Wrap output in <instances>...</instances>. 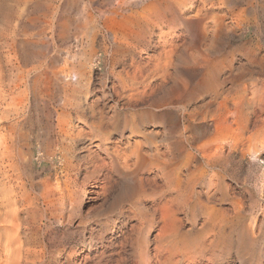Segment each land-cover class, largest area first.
Wrapping results in <instances>:
<instances>
[{
	"label": "rangeland",
	"instance_id": "374dc122",
	"mask_svg": "<svg viewBox=\"0 0 264 264\" xmlns=\"http://www.w3.org/2000/svg\"><path fill=\"white\" fill-rule=\"evenodd\" d=\"M0 190V264H264V0H0Z\"/></svg>",
	"mask_w": 264,
	"mask_h": 264
},
{
	"label": "bare ground",
	"instance_id": "6f19581e",
	"mask_svg": "<svg viewBox=\"0 0 264 264\" xmlns=\"http://www.w3.org/2000/svg\"><path fill=\"white\" fill-rule=\"evenodd\" d=\"M131 1H133V2H135V1H139V0H131ZM156 2V1H155ZM181 3V2H180ZM179 3V4H180ZM182 3H183V1H182ZM150 4V3H149ZM153 4H155L154 2H153ZM158 4V3H157ZM156 4V5H157ZM184 4V3H183ZM163 5V4H162ZM162 5H160V10H161V7H162ZM174 5H175V3H174ZM181 5V4H180ZM177 6V5H176ZM158 7V6H157ZM143 8V7H142ZM163 10V9H162ZM178 10V9H177ZM150 11H152V10H150ZM131 15V14H130ZM157 15H159V14H157ZM124 17V16H123ZM134 17V16H133ZM157 17H159V16H157ZM200 17V16H199ZM110 18V17H109ZM118 18V17H117ZM165 18V17H164ZM164 18H155L154 16H151V15H148V16H137V17H134V19H135V21H136V23L137 24H139V25H144V26H149V25H152L155 29H158V28H161V25H163L164 23H165V20H164ZM190 18V17H189ZM114 19V18H113ZM195 19V18H194ZM206 19V18H205ZM173 20H175V18L173 19ZM156 21V22H155ZM158 21V22H157ZM202 21V20H201ZM204 21V20H203ZM123 22H125V23H128V24H130L131 25V23H132V21L129 19V18H126V19H124L123 20ZM202 23V22H201ZM224 24V23H223ZM198 25V24H197ZM200 25V24H199ZM125 26H126V24H125ZM124 27V26H123ZM127 27V26H126ZM125 27V29H127ZM133 27V26H132ZM219 28V27H218ZM148 30V29H147ZM125 31V30H124ZM134 31V30H133ZM127 32V31H126ZM203 32H204V30H203ZM113 33V32H112ZM120 33V32H119ZM128 34V33H127ZM204 34V33H203ZM116 35V34H115ZM115 38V37H114ZM118 38V37H117ZM116 39V38H115ZM128 39V38H127ZM134 40V39H133ZM116 41V40H115ZM173 53V52H172ZM202 61V60H201ZM173 63V62H172ZM207 63V62H206ZM161 66V65H160ZM166 66V65H165ZM213 68V67H212ZM202 69V68H201ZM232 69V68H231ZM168 70V69H167ZM189 70V69H188ZM93 71V70H92ZM210 72V71H209ZM210 74V73H209ZM220 75V74H219ZM198 76V75H197ZM233 77V76H232ZM126 78V77H125ZM196 78V77H195ZM204 78V77H203ZM228 78V77H227ZM226 78V79H227ZM203 80V79H202ZM231 80V79H230ZM205 81V80H204ZM202 82V81H201ZM210 82V81H209ZM208 82V83H209ZM227 82V81H226ZM125 83V82H124ZM137 83V82H136ZM211 83V82H210ZM131 84H132V82H131ZM205 84V83H204ZM214 84V83H213ZM129 85H130V83H129ZM134 85V84H133ZM189 86H190V84H189ZM132 87V86H131ZM200 88V87H199ZM2 90V89H1ZM119 91H120V88H119ZM207 91V90H206ZM178 92H180V91H178ZM198 92V91H197ZM222 92V91H221ZM116 93V92H115ZM119 93V92H118ZM114 95V94H113ZM121 95V94H120ZM174 95V94H173ZM190 95V94H189ZM176 96V95H175ZM115 97H116V95H115ZM120 97V96H119ZM133 97V96H132ZM174 97V96H173ZM177 97H178V95H177ZM180 97V96H179ZM228 97V96H227ZM175 98V97H174ZM232 98V97H231ZM177 99H179V98H177ZM228 99V98H227ZM224 101V100H223ZM137 104V103H136ZM224 107V106H223ZM123 108V107H122ZM125 108V107H124ZM128 108V107H127ZM219 108V107H218ZM126 109V108H125ZM132 109H133V107H132ZM221 109V108H220ZM101 112V111H100ZM216 115V114H215ZM99 119H100V117H99ZM247 127V126H246ZM220 143V142H219ZM209 145V144H208ZM214 145V144H213ZM222 145V144H221ZM220 146V145H219ZM230 146V145H229ZM206 148V147H205ZM209 148V147H208ZM207 148V149H208ZM211 148V147H210ZM232 148V147H231ZM139 149V148H138ZM222 149V148H221ZM209 150V149H208ZM212 151H213V149H212ZM136 152V151H135ZM134 152V154H136V157H138L139 158V152L138 153H135ZM206 152V151H205ZM210 152V151H209ZM140 153H141V151H140ZM207 153V152H206ZM213 153V152H212ZM143 154V153H142ZM160 154V153H159ZM146 155V154H145ZM145 155L144 156H142V157H145ZM161 155V154H160ZM130 156V155H129ZM154 156H156V155H154ZM216 156V155H215ZM157 157V156H156ZM206 157H208V156H206ZM212 157V156H211ZM209 158H210V156H209ZM208 158V159H209ZM214 158V157H213ZM222 158V157H221ZM220 158V159H221ZM157 159V158H156ZM144 160V159H143ZM148 161H149V159H147ZM131 161V160H130ZM142 161V160H141ZM143 162H145V161H143ZM142 162V163H143ZM147 163V162H146ZM147 165V164H146ZM105 166V165H104ZM103 166V167H104ZM143 166V165H142ZM101 167V166H100ZM143 167H145V166H143ZM126 168V167H125ZM105 169V168H104ZM129 169V168H128ZM96 171V170H95ZM94 172V171H93ZM97 172V171H96ZM134 173H135V171H134ZM137 176V175H136ZM136 176H134L135 178H136ZM131 178V177H130ZM137 179L138 178H136L135 179V181H137ZM140 180V179H139ZM134 182V181H133ZM138 182H140V181H138ZM137 182V183H138ZM139 184V183H138ZM138 186V185H137ZM137 189V188H136ZM4 190V189H3ZM6 191V190H5ZM0 192H1V190H0ZM137 192H138V190H137ZM3 195V194H2ZM4 200L3 201H1L0 202V210H2V208H7L8 206H9V204H10V199L8 198V194L7 193H5L4 192ZM11 198V197H10ZM15 212V211H14ZM12 213H13V211H12ZM10 214H11V212H10ZM170 214V213H169ZM168 214V215H169ZM8 216H9V212H3V213H0V223H1V225L3 224V226H5L6 224H9L8 223V221H7V218H8ZM164 216V215H163ZM173 217V216H172ZM167 218H170V216L169 217H167ZM166 218V219H167ZM163 219V218H162ZM164 221H165V219H164ZM13 223V222H12ZM12 223H11V225H12ZM165 226L166 225H168L167 224V222L165 221ZM14 224V223H13ZM16 225V224H15ZM15 225H13V226H15ZM163 227V226H162ZM167 228V227H166ZM21 229V228H20ZM161 230V229H160ZM20 231V230H19ZM132 232H134V231H132ZM162 232V231H161ZM171 234V233H170ZM163 236V235H162ZM162 236H159L160 238L162 237ZM158 240V239H157ZM156 240V241H157ZM19 245H21V244H19ZM159 245V244H158ZM167 245V244H166ZM23 246V245H22ZM170 246V245H169ZM19 247V246H18ZM91 247L89 246L88 247V250L90 251V250H92V249H90ZM96 249V248H95ZM15 250V249H14ZM27 250V249H26ZM16 251V250H15ZM14 251V252H15ZM18 251V250H17ZM21 252V251H20ZM20 252H18V254H20ZM7 253V252H6ZM12 254V253H11ZM14 254V253H13ZM15 254H17V253H15ZM17 254V255H18ZM22 254V253H21ZM14 256H16V255H14ZM14 256H12V257H14ZM160 259L162 258V255H161V253L160 254H158L157 255ZM10 258V257H9ZM15 258V257H14ZM20 258H23V256H21ZM18 259V258H17ZM2 261V260H1ZM0 261V262H1ZM19 261V260H18ZM3 262V261H2ZM156 262V261H155ZM157 263H159V264H164L163 262H159V261H157L156 262V264ZM146 264H151L149 261L146 263Z\"/></svg>",
	"mask_w": 264,
	"mask_h": 264
}]
</instances>
